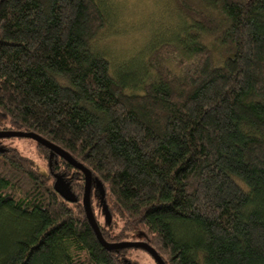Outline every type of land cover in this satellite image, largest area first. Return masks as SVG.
<instances>
[{"label":"trees","instance_id":"16d2710c","mask_svg":"<svg viewBox=\"0 0 264 264\" xmlns=\"http://www.w3.org/2000/svg\"><path fill=\"white\" fill-rule=\"evenodd\" d=\"M171 2L182 36L153 42L146 71L105 59L106 0H0V131L91 173L106 242L165 264H264V0ZM35 146L0 144V264H140L142 249L97 240L84 174Z\"/></svg>","mask_w":264,"mask_h":264},{"label":"rangeland","instance_id":"374dc122","mask_svg":"<svg viewBox=\"0 0 264 264\" xmlns=\"http://www.w3.org/2000/svg\"><path fill=\"white\" fill-rule=\"evenodd\" d=\"M106 1L112 6V9L117 8L119 10V18L115 22L116 26L112 28L114 30H111L113 33L109 32V34L111 33L115 38H118V40L109 38L108 44L113 46L114 52L108 50V46L105 50L109 52H103L105 59L110 62L111 68L119 69L121 67L124 52L126 57L133 56L130 59L140 60L146 70V58L153 42H174L177 39L176 37L180 38L182 36L184 24L182 25L179 13H177L171 0ZM106 38H104V43L107 42ZM103 44L101 43L102 47H105V44ZM132 53L135 54L130 55ZM129 64H132L129 68L133 69L135 67L133 63L130 62ZM33 141L27 138L10 137V139L2 138L0 144L2 147L9 149L16 148L24 156L34 159L36 146ZM135 255L139 258L140 264H153L144 252L138 250Z\"/></svg>","mask_w":264,"mask_h":264},{"label":"water","instance_id":"95a60500","mask_svg":"<svg viewBox=\"0 0 264 264\" xmlns=\"http://www.w3.org/2000/svg\"><path fill=\"white\" fill-rule=\"evenodd\" d=\"M10 137H15V138H27L30 140H34L35 142H38L40 145L47 147L48 149L51 150L52 153L57 154L61 158H63L66 162L70 163L75 169L78 171L80 170L82 174H84V192H83V199H82V206L84 207L85 211V218L87 219L91 229L94 230V233L96 235L97 240L101 243L103 248L109 251H116L118 249H127V248H136V249H142L145 251L148 255L151 256V258L156 262V264H165L162 259L158 256L157 252L155 249L151 248L144 242H119L115 244H110L103 240L100 229L98 228L97 222L95 218L93 217L92 210L90 207V191L92 187V183L96 184V186L99 189V194L101 195V199L104 198V189L101 184L95 179H92L91 173H89L88 170L85 169V167L81 163H77L74 161V159L68 154V152H64L61 150L59 147L52 145L51 143L47 142L46 140H43L40 138L38 135L35 133H29V132H14V131H0V139H10ZM54 188L56 192L60 194L61 197H63L66 201H74V198L71 196L69 190L66 189L65 185L63 184V181L57 177L56 182L54 183ZM107 217H110L109 214L107 213Z\"/></svg>","mask_w":264,"mask_h":264}]
</instances>
